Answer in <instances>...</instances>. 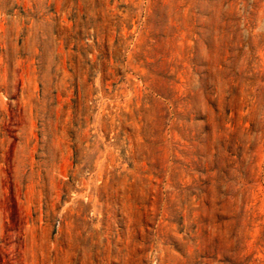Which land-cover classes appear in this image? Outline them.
<instances>
[{
	"label": "rangeland",
	"instance_id": "rangeland-1",
	"mask_svg": "<svg viewBox=\"0 0 264 264\" xmlns=\"http://www.w3.org/2000/svg\"><path fill=\"white\" fill-rule=\"evenodd\" d=\"M0 264H264V0H0Z\"/></svg>",
	"mask_w": 264,
	"mask_h": 264
}]
</instances>
